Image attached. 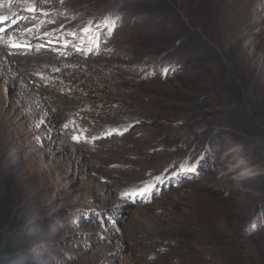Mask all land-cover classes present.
<instances>
[{
    "label": "rangeland",
    "instance_id": "obj_1",
    "mask_svg": "<svg viewBox=\"0 0 264 264\" xmlns=\"http://www.w3.org/2000/svg\"><path fill=\"white\" fill-rule=\"evenodd\" d=\"M17 39L81 91L52 138L0 81V264H264V0H0Z\"/></svg>",
    "mask_w": 264,
    "mask_h": 264
},
{
    "label": "bare ground",
    "instance_id": "obj_2",
    "mask_svg": "<svg viewBox=\"0 0 264 264\" xmlns=\"http://www.w3.org/2000/svg\"><path fill=\"white\" fill-rule=\"evenodd\" d=\"M40 50H42V48L33 47L32 44H29L25 39L11 40L7 43L0 42V81H4L12 91L10 95L5 98V101L9 104L18 97L19 102L17 110L23 113L26 117L44 118L45 121L42 123V127L45 128L44 131L46 133L48 132V135L54 138L59 131L57 128V121L60 112L62 111L64 113L63 110L65 107L69 106L67 98L76 99L79 97L78 92L81 91V88L80 84L77 83V79L73 83L70 81L67 83V86L64 85L65 87L61 84L60 87L55 88H53L55 84H50L49 81L46 82L42 79L48 75L46 71L50 69V67L47 66V62L51 65L55 62L53 59L48 58L46 54L43 55V53L38 52ZM33 65L35 68L34 71L31 72L30 68ZM41 65L43 67L47 66L46 70H42V72H44L43 77L39 76V73L35 76L34 73L36 70H41ZM76 71L81 72L78 67H75L74 71H70V75H76ZM61 88H68L69 90L67 93L63 94ZM82 91V93H88L95 97H100L94 84L82 88ZM68 112L69 110H66L65 114ZM65 114L64 117H66ZM241 157V159H245L246 161L233 166L232 169H235V176L241 178V180L257 176L260 167L253 169L255 165H249L247 162L248 160L246 159L247 157Z\"/></svg>",
    "mask_w": 264,
    "mask_h": 264
},
{
    "label": "snow or ice",
    "instance_id": "obj_3",
    "mask_svg": "<svg viewBox=\"0 0 264 264\" xmlns=\"http://www.w3.org/2000/svg\"><path fill=\"white\" fill-rule=\"evenodd\" d=\"M3 19H6V17H5V18H3Z\"/></svg>",
    "mask_w": 264,
    "mask_h": 264
},
{
    "label": "clouds",
    "instance_id": "obj_4",
    "mask_svg": "<svg viewBox=\"0 0 264 264\" xmlns=\"http://www.w3.org/2000/svg\"><path fill=\"white\" fill-rule=\"evenodd\" d=\"M258 166V165H257Z\"/></svg>",
    "mask_w": 264,
    "mask_h": 264
},
{
    "label": "trees",
    "instance_id": "obj_5",
    "mask_svg": "<svg viewBox=\"0 0 264 264\" xmlns=\"http://www.w3.org/2000/svg\"><path fill=\"white\" fill-rule=\"evenodd\" d=\"M11 264V263H10Z\"/></svg>",
    "mask_w": 264,
    "mask_h": 264
}]
</instances>
